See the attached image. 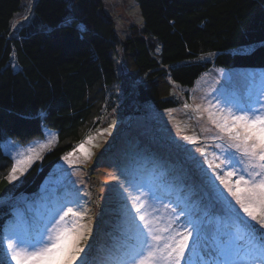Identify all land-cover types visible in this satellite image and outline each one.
<instances>
[{"label":"trees","instance_id":"16d2710c","mask_svg":"<svg viewBox=\"0 0 264 264\" xmlns=\"http://www.w3.org/2000/svg\"><path fill=\"white\" fill-rule=\"evenodd\" d=\"M135 1L142 34L132 36L139 30L134 26L121 40L102 0H33L31 20L16 27L22 0H0V260L5 264L1 237L15 200L36 194L79 144L93 115L91 91H104L105 113L122 114L117 118L141 115L146 108L158 118L180 106L173 96H161V78L192 88L215 67L264 69V0ZM73 4L83 15V30ZM46 128L55 131L60 144L73 142L49 152L9 184L3 177L13 160L4 140L41 138ZM188 208L192 212L194 205Z\"/></svg>","mask_w":264,"mask_h":264},{"label":"rangeland","instance_id":"374dc122","mask_svg":"<svg viewBox=\"0 0 264 264\" xmlns=\"http://www.w3.org/2000/svg\"><path fill=\"white\" fill-rule=\"evenodd\" d=\"M102 1L103 9L114 20L121 40L130 35L134 26L139 30L133 31L132 36L142 34L144 21L135 0ZM32 7L33 0H22V11L15 18L14 27L18 22L31 20ZM72 9L73 16L82 21L83 15L74 4ZM79 27L84 29V21ZM79 42L84 45L81 37ZM119 57L122 60L121 47ZM131 65H134L132 60ZM160 93L162 97L173 96L180 101V106L166 114L161 113L158 118L149 108L141 115L117 118L116 115L122 114H115L116 111L105 113L108 105L104 100V91L99 88L91 91L89 102L94 107L93 115L81 130L79 142L85 141L88 136L94 138L95 146L86 145L92 153L91 158L83 162L82 154L76 152L69 158L72 164L62 159L36 194L15 200L13 217L7 222L1 237L3 249L6 231L29 239L44 230L55 208L77 198L91 210L85 223L91 229L92 239L84 243H91L94 254L99 256L118 248L126 239L122 214L125 200L122 189L111 175L124 180L125 171L130 172L139 183L156 190L163 203H169L168 197L174 202L179 201L181 207L187 208L191 219L201 225V247L190 257L194 264H199L201 259H211L210 251L217 245L236 242L240 233L235 218L226 211L224 202L217 195L223 186L213 178L206 157L196 149L205 148L209 153L208 159L212 153L220 154L217 147L220 142L212 138L217 130L205 110L208 101L224 107L255 104L264 97V69L215 67L203 73L192 88H182L169 78H161ZM198 107L199 112L196 111ZM99 120L103 122L101 126H97ZM53 136L56 142L42 148L41 145ZM184 136L197 137L199 143H190L183 139ZM72 142L68 140L60 144L55 131L46 128L41 138L25 141L8 138L2 146L10 157L30 147L36 148L42 157L36 164L49 152ZM228 199L231 200V197ZM161 201L156 202L157 207H161ZM196 202H201L199 208ZM232 203L235 206L234 201ZM193 205L194 210L190 212L188 207L193 208ZM4 257L8 264L5 254Z\"/></svg>","mask_w":264,"mask_h":264},{"label":"snow or ice","instance_id":"6c2138e0","mask_svg":"<svg viewBox=\"0 0 264 264\" xmlns=\"http://www.w3.org/2000/svg\"><path fill=\"white\" fill-rule=\"evenodd\" d=\"M205 110L217 130L212 138L220 142V154L212 153L208 159L205 148L196 150L206 157L213 178L223 186L218 198L235 218L240 235L234 243L217 245L210 251L211 259H201L199 264H264V97L255 104L231 107L209 100ZM93 139L88 136L63 159L72 164L69 158L79 152L87 162L92 153L86 145H93ZM183 139L199 143L197 137ZM55 142L53 136L41 147ZM11 159L13 164L3 177L9 184L19 181L42 157L30 147ZM124 176L121 180L111 175L125 200L122 214L126 239L118 248L99 256L91 243H84L92 239L85 223L91 210L77 198L55 208L44 230L29 239L6 231L3 241L8 264H194L190 257L201 247V225L179 202L163 203L152 187L139 183L130 172L125 171ZM157 201H161L163 213ZM0 264L5 261L0 260Z\"/></svg>","mask_w":264,"mask_h":264}]
</instances>
